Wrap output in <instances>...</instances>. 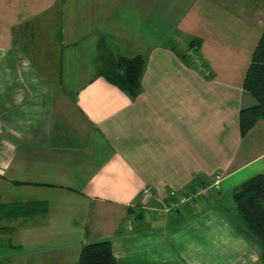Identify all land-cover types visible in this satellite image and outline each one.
<instances>
[{"label":"crops","instance_id":"obj_1","mask_svg":"<svg viewBox=\"0 0 264 264\" xmlns=\"http://www.w3.org/2000/svg\"><path fill=\"white\" fill-rule=\"evenodd\" d=\"M180 3L0 0V203L47 202L31 215H0L11 220L0 226L15 227L1 234L25 229L53 249L37 264H78L82 246L103 239L116 264L261 263L233 192L264 173V118L246 134L240 127V111L258 102L244 80L264 0ZM63 21L58 41L50 29ZM192 40L210 73L184 58ZM138 53L146 65L132 97L99 70L115 54ZM84 59L96 69L71 93L64 72L84 69ZM218 171L219 188L161 212L170 190ZM146 185L153 196L135 219Z\"/></svg>","mask_w":264,"mask_h":264},{"label":"trees","instance_id":"obj_2","mask_svg":"<svg viewBox=\"0 0 264 264\" xmlns=\"http://www.w3.org/2000/svg\"><path fill=\"white\" fill-rule=\"evenodd\" d=\"M198 45L197 40H192L189 46ZM186 52V51H185ZM184 58L187 60L186 53ZM146 65V56L138 53L133 56L115 54L100 70L110 82L116 84L130 96L135 97L141 88V76ZM244 86L258 99L252 106L240 111V127L242 134L256 123L259 118H264V28L259 42L253 52L252 60L248 67ZM233 199L244 220V226L248 232L258 240L260 247L261 263L264 264V173H258L242 182L233 192ZM138 208H132L135 219L144 216L143 204ZM47 202L38 201H11L0 203V215L2 217H18L45 211ZM13 226H0L1 232L14 230ZM0 264H12L0 260ZM78 264H116L110 239L87 242L82 246Z\"/></svg>","mask_w":264,"mask_h":264},{"label":"rangeland","instance_id":"obj_3","mask_svg":"<svg viewBox=\"0 0 264 264\" xmlns=\"http://www.w3.org/2000/svg\"><path fill=\"white\" fill-rule=\"evenodd\" d=\"M65 1H92V0H65ZM149 1H166V9L168 8L167 5L173 4L174 1H182L179 7H177V9L180 11L185 7L187 1H193V0H149ZM75 7L76 6H74L73 8ZM71 17L73 16H68V20H70ZM57 24L59 25V27H55L52 30L50 29V31L51 34H53V36L55 37L57 36V38L55 39L59 41V33H60L59 30H61L64 26L69 25L70 22L63 21ZM173 26H174L173 21H168L165 25L164 32H165V36H167L168 38H172L173 36V34L170 35V33L173 31L172 29ZM88 64L89 62L86 61V59H84L82 64L84 65V69L77 68V66L81 64L78 65L71 64L69 68L64 72L65 78L63 79V86L71 93H75L79 84L83 82L96 69V67L94 66H92L91 68L88 67ZM2 199L4 200V198ZM233 204L235 205V202H233ZM147 214L151 215L150 212H148ZM154 220L155 218L154 219L148 218V220L146 221L147 222L149 221V223H151ZM9 223H11L10 219H0V225L9 224ZM8 236H10L12 240H10ZM10 241H13V243L22 242L23 244L20 247H16L10 245L11 244ZM45 248L46 247L43 245H40L35 242H30L28 237V232L25 229H19L17 232L0 235V259H7L13 264H37L36 262L37 258L41 256L45 257L49 253L53 252V249H45ZM67 264H74V263H67Z\"/></svg>","mask_w":264,"mask_h":264},{"label":"built area","instance_id":"obj_4","mask_svg":"<svg viewBox=\"0 0 264 264\" xmlns=\"http://www.w3.org/2000/svg\"><path fill=\"white\" fill-rule=\"evenodd\" d=\"M186 57L191 61L195 62L197 66L210 73V69L207 68L200 52V46L192 45L188 46L186 49ZM223 179V173L218 171L214 173L212 180L203 185H199L189 191H180L172 189L167 195V201L164 203L163 207L160 209L161 212H167L173 208L184 206L187 203L192 202L196 197L201 195H209L214 188H219L221 181ZM153 187L151 185H146L141 192V203L147 205L150 198L153 196Z\"/></svg>","mask_w":264,"mask_h":264}]
</instances>
